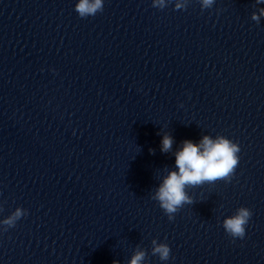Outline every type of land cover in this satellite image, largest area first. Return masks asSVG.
<instances>
[{"label":"water","instance_id":"1","mask_svg":"<svg viewBox=\"0 0 264 264\" xmlns=\"http://www.w3.org/2000/svg\"><path fill=\"white\" fill-rule=\"evenodd\" d=\"M77 2L0 0V221L27 211L0 264H214L264 172V3L104 0L81 18ZM204 135L237 143L238 166L169 220L152 196Z\"/></svg>","mask_w":264,"mask_h":264},{"label":"clouds","instance_id":"2","mask_svg":"<svg viewBox=\"0 0 264 264\" xmlns=\"http://www.w3.org/2000/svg\"><path fill=\"white\" fill-rule=\"evenodd\" d=\"M172 0H152V6L163 9ZM203 9L210 8L214 0H200ZM257 4L264 3V0H256ZM188 0L183 3L175 2V9H185ZM104 0H78L75 4V11L81 18L95 16L102 12ZM261 17H264V8L259 9V13L253 12L251 19L259 23ZM172 147V138L165 135L162 138V152H167ZM153 151V150H150ZM240 147L237 143L232 142L224 136L212 138L204 135L201 141L193 143L190 140L183 142L181 150L175 154V164L178 171H170L162 182L156 188L152 199L159 202V206L168 216L169 220L174 219V214L185 204H192V198L185 191L188 186H198L205 182H215L223 180L226 183L231 181L239 163ZM27 211L22 208H16L7 218L0 221V229L7 231L8 228L14 227L16 222ZM252 212L247 207H240L235 214L226 217L223 220L225 232L232 238L243 239L245 237V226L251 218ZM152 255H158L161 261H167L170 258V247L166 243H158L152 240ZM146 259V251L138 250L131 258L130 264H141ZM113 264H118L114 261Z\"/></svg>","mask_w":264,"mask_h":264}]
</instances>
